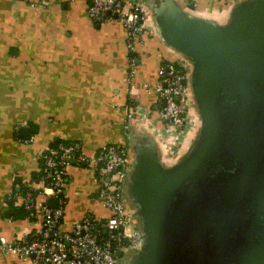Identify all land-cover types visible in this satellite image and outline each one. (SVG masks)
Listing matches in <instances>:
<instances>
[{
	"label": "crops",
	"instance_id": "crops-1",
	"mask_svg": "<svg viewBox=\"0 0 264 264\" xmlns=\"http://www.w3.org/2000/svg\"><path fill=\"white\" fill-rule=\"evenodd\" d=\"M122 1L125 9L140 4L147 11L133 66L125 28L93 23L88 0H0V237L23 238L36 227L14 202L36 185L42 152L75 142L94 156L108 144H124L126 216L145 237L137 248H122L119 262L176 264L161 218L166 194L212 135L207 138L208 103L199 94L202 75L230 62L262 66L264 21L250 23L264 17V0ZM237 37L241 43L231 54ZM167 62L177 64L188 87L183 103L190 122L178 141L166 133L156 91ZM22 126L31 129L28 139ZM98 188L95 169L73 161L64 184V229L86 214L111 215L96 198ZM254 257L233 264H264V253ZM0 264L33 263L0 248Z\"/></svg>",
	"mask_w": 264,
	"mask_h": 264
},
{
	"label": "water",
	"instance_id": "water-1",
	"mask_svg": "<svg viewBox=\"0 0 264 264\" xmlns=\"http://www.w3.org/2000/svg\"><path fill=\"white\" fill-rule=\"evenodd\" d=\"M257 15L250 25L264 21ZM240 43L237 37L231 54ZM247 62L212 67L202 75L199 94L208 103L207 138L212 135L203 154L192 158L187 174L166 194L161 218L173 251L169 257L176 264L184 260L188 264H209L222 249L227 254L225 264H233L238 252L239 259L264 253V242L259 239V245L249 246L248 237H234L238 226L246 223L251 227L255 220V188L260 182L259 165L264 162L259 149L260 145L264 147V121L258 129L254 126L247 131L243 127L257 122L264 106V63L257 66ZM229 112L234 117H226ZM260 131L263 136H258ZM20 132L23 138L31 136L28 126H22ZM47 202L51 207L58 206L56 197Z\"/></svg>",
	"mask_w": 264,
	"mask_h": 264
},
{
	"label": "built area",
	"instance_id": "built-area-1",
	"mask_svg": "<svg viewBox=\"0 0 264 264\" xmlns=\"http://www.w3.org/2000/svg\"><path fill=\"white\" fill-rule=\"evenodd\" d=\"M88 18L95 24L115 21L126 30L127 59L133 66L136 45L145 32L146 8L135 4L124 8L122 0H88ZM134 70L130 69V77ZM186 77L176 63L167 62L161 69L156 86L165 130L171 139L178 141L188 128L190 118L183 98L188 90ZM144 87L149 90L150 85ZM132 116V113H129ZM90 164L96 171L99 184L96 198L111 212L105 220H97L91 214L64 229V184L68 168L73 160ZM41 172L37 183L28 186L21 203L15 207L24 209L36 227L26 237L8 240L0 237V248L6 254L16 255L33 264H120L118 253L125 246L137 248L144 242V233L126 216L124 190L129 149L124 144H108L94 156L85 154L75 142H60L57 147L42 152ZM17 194L12 192L10 198ZM56 197L58 206L48 205V199Z\"/></svg>",
	"mask_w": 264,
	"mask_h": 264
},
{
	"label": "flooded vegetation",
	"instance_id": "flooded-vegetation-1",
	"mask_svg": "<svg viewBox=\"0 0 264 264\" xmlns=\"http://www.w3.org/2000/svg\"><path fill=\"white\" fill-rule=\"evenodd\" d=\"M263 107V109H261ZM260 108V113L258 114L257 117V122L251 121L248 124H244V128L249 131L251 128H253L254 126L258 128H260L262 125L261 122L264 121V106H262ZM233 113H226V117L231 116ZM233 116V115H232ZM234 117V116H233ZM255 127V128H256ZM263 136V131H260L258 133V136ZM253 148L258 152V146L254 145ZM264 147L263 146H259V149H261V151H263V155L262 158L264 160ZM261 168L259 170V177H260V182L257 185V187L255 188V205L258 207V210L255 211V220L253 221L251 227L249 224L243 223V227L238 226L236 228V234L234 235V237H248L249 240V246H254V245H259V243H263L264 242V162L261 163L259 165ZM251 215V213H250ZM246 225H248V227H246ZM232 229V228H231ZM233 230V229H232ZM235 232V230H234ZM232 237V236H231ZM257 239H259V241H257ZM257 242H256V241ZM254 248V247H251ZM256 248V247H255ZM254 248V249H255ZM250 249V248H249ZM240 252L236 253V255L233 258L234 260H239V258H237L238 256H240ZM227 260V254H225L224 249H222V251H220L218 253V256L216 258L213 259V261L209 262V264H225Z\"/></svg>",
	"mask_w": 264,
	"mask_h": 264
},
{
	"label": "trees",
	"instance_id": "trees-1",
	"mask_svg": "<svg viewBox=\"0 0 264 264\" xmlns=\"http://www.w3.org/2000/svg\"><path fill=\"white\" fill-rule=\"evenodd\" d=\"M58 144H59V143H58ZM58 144H57V145H58ZM57 145H56L55 147H57ZM25 191H26V189L24 190V192H23V193H25Z\"/></svg>",
	"mask_w": 264,
	"mask_h": 264
}]
</instances>
